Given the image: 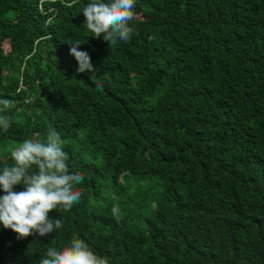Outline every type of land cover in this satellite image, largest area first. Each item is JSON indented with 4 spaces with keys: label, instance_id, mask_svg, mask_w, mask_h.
Instances as JSON below:
<instances>
[{
    "label": "trees",
    "instance_id": "1",
    "mask_svg": "<svg viewBox=\"0 0 264 264\" xmlns=\"http://www.w3.org/2000/svg\"><path fill=\"white\" fill-rule=\"evenodd\" d=\"M88 3L0 0V168L55 130L85 177L56 232L0 225V264L74 236L109 264H264V0H137L135 33L112 45L84 25Z\"/></svg>",
    "mask_w": 264,
    "mask_h": 264
},
{
    "label": "clouds",
    "instance_id": "2",
    "mask_svg": "<svg viewBox=\"0 0 264 264\" xmlns=\"http://www.w3.org/2000/svg\"><path fill=\"white\" fill-rule=\"evenodd\" d=\"M76 3V0H72ZM137 0H90L82 10L84 25L92 37H103L110 45L127 42L135 33L132 22L137 18ZM72 5H69L71 7ZM70 55L78 63V72L95 74L90 55L78 50L79 40L69 42ZM95 90L103 92V82ZM10 101L0 99V129L7 131L11 119L7 114ZM12 163L0 168V225L17 234L46 237L61 229L62 218H52L54 210L69 211L81 202L82 191L76 186L84 182L82 173L69 167L71 159L64 150L61 135L52 130L42 141L39 134L24 140L10 152ZM20 186L23 190H15ZM113 214L118 215L117 207ZM36 264H109L83 239L73 237L62 248L48 247Z\"/></svg>",
    "mask_w": 264,
    "mask_h": 264
},
{
    "label": "rangeland",
    "instance_id": "3",
    "mask_svg": "<svg viewBox=\"0 0 264 264\" xmlns=\"http://www.w3.org/2000/svg\"><path fill=\"white\" fill-rule=\"evenodd\" d=\"M137 18L141 19L142 16H141L140 14H138V15H137ZM3 49H4V51H7V50L9 49V45H8L7 42H4V43H3ZM215 86H216V87H215L216 90H217V91H220V86H219V84H216ZM109 198H110L109 195H108V196L106 195V200H107V201L109 200Z\"/></svg>",
    "mask_w": 264,
    "mask_h": 264
}]
</instances>
